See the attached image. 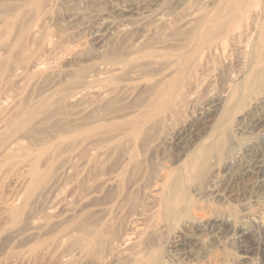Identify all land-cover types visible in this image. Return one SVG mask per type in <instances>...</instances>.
Here are the masks:
<instances>
[{
	"label": "rangeland",
	"instance_id": "rangeland-1",
	"mask_svg": "<svg viewBox=\"0 0 264 264\" xmlns=\"http://www.w3.org/2000/svg\"><path fill=\"white\" fill-rule=\"evenodd\" d=\"M0 264H264V0H0Z\"/></svg>",
	"mask_w": 264,
	"mask_h": 264
},
{
	"label": "bare ground",
	"instance_id": "bare-ground-1",
	"mask_svg": "<svg viewBox=\"0 0 264 264\" xmlns=\"http://www.w3.org/2000/svg\"><path fill=\"white\" fill-rule=\"evenodd\" d=\"M38 5H39V3H38ZM38 7V6H37ZM40 8V7H39ZM21 50V49H20ZM23 50V49H22ZM22 52V51H21ZM25 52V51H24ZM26 53V52H25ZM22 54V53H21ZM9 61V60H8ZM4 63V62H3ZM34 64V63H33ZM39 64V62L37 63V64H34L33 66L34 67H37V66H40V65H38ZM40 64H42V63H40ZM19 70V69H18ZM174 90V89H173ZM171 95V94H170ZM160 101V100H159ZM163 102V101H162ZM168 102V101H167ZM160 104V103H159ZM164 104V103H163ZM166 104V103H165ZM163 106V105H162ZM155 111V110H154ZM156 113V112H155ZM152 114V113H151ZM150 115V114H149ZM32 116V115H31ZM144 118H146V116L144 117ZM147 118H148V116H147ZM151 119L152 118H154V117H150ZM146 121V120H145ZM134 124V123H133ZM136 129V128H135ZM259 164V163H258ZM33 172L34 173H36L37 172V169L35 168L34 170H33ZM197 225V224H196ZM198 226V225H197Z\"/></svg>",
	"mask_w": 264,
	"mask_h": 264
}]
</instances>
